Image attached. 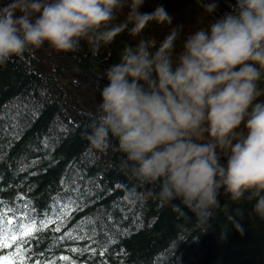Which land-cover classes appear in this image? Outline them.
<instances>
[{
  "label": "clouds",
  "instance_id": "obj_1",
  "mask_svg": "<svg viewBox=\"0 0 264 264\" xmlns=\"http://www.w3.org/2000/svg\"><path fill=\"white\" fill-rule=\"evenodd\" d=\"M144 4L7 0L0 6V65L46 44L68 53L86 42L95 54L125 31L140 36L149 22L173 25L163 4L150 12L141 11ZM229 7L217 18L215 0L204 3L214 22L186 34L179 50L180 24L161 41L125 44L106 69L83 134L90 150L120 153L124 174L151 186L148 197L174 209L183 205L197 225L221 207V194L232 203L255 201L252 211L264 219V0ZM124 8V20L113 23ZM234 226L243 234L242 225Z\"/></svg>",
  "mask_w": 264,
  "mask_h": 264
},
{
  "label": "trees",
  "instance_id": "obj_2",
  "mask_svg": "<svg viewBox=\"0 0 264 264\" xmlns=\"http://www.w3.org/2000/svg\"><path fill=\"white\" fill-rule=\"evenodd\" d=\"M206 2L145 0L141 11L150 12L163 4L175 16L173 25L149 22L140 36L133 38L125 31L95 54L86 42L68 53H57L46 44L0 65V115L4 117L0 120L4 129L0 132L4 145L0 199L6 207L14 201L17 208H23L17 199L22 194L30 211L33 207L55 209L60 202L70 210L62 223L49 225L38 241L24 242L28 264L37 259L65 264L57 259L60 256H69L76 264H101L102 260L106 264H264V219L253 213L255 201L232 203L221 194V207L207 224L197 225L194 214L183 205L174 209L148 197L151 186L124 174L120 153L94 152L83 138L107 83L106 69L119 61L124 45L134 46L142 37L161 41L171 27L180 24L184 32L176 42L179 50L186 34L214 22L215 17L203 10ZM215 2L214 15L219 18L235 0ZM4 3L7 0H0V6ZM127 11L118 12L113 23L123 21ZM71 182L80 191L69 201L66 192ZM105 213L112 222L100 220L104 227L98 238L110 241L105 245L106 255L70 252L73 247L84 249L91 241L61 239L64 233L75 236L80 227L87 231L89 221ZM237 223L243 226V234L236 230ZM57 227L60 232L55 231ZM14 249H3V253Z\"/></svg>",
  "mask_w": 264,
  "mask_h": 264
},
{
  "label": "snow or ice",
  "instance_id": "obj_3",
  "mask_svg": "<svg viewBox=\"0 0 264 264\" xmlns=\"http://www.w3.org/2000/svg\"><path fill=\"white\" fill-rule=\"evenodd\" d=\"M3 119L4 117L0 115V120ZM9 119L11 120L12 118L10 117ZM3 130V128H0V132ZM3 155L4 145L0 144V157ZM63 184L64 182L62 181V185ZM79 191L80 189L75 187V182H71L66 192V198L71 201L73 199V194ZM17 199L23 202V208H17L14 201L9 202V206L6 207L4 201L0 199V264H28V257L25 255L23 247L24 242L33 239L38 241L41 234L49 228V225L62 223L65 216L70 215L69 208L61 206L62 202L58 203L55 209L50 206L47 210H35L33 207L30 211L29 205L22 194ZM53 212H55V216H51ZM33 213L37 214L34 215ZM100 220H105V223L109 224L112 222V217L105 213L103 216H100L99 219L95 217L92 218L89 221L88 230L85 231L83 227H80L77 229L75 236H73V233L70 231L65 232L64 237L61 239L68 238L79 240L87 238L91 241L84 249L73 247L68 250L70 252L80 253L90 251L93 255H96L98 252L100 257H104L107 252V247L105 245L110 243V241L106 239L102 242L98 238L101 229L104 227L100 225ZM55 231L60 232L61 229L57 227ZM92 244L97 245V247H92ZM14 246V251L7 255L3 253V249L13 248ZM57 259L65 262V264H76L69 256H60ZM35 264H57V261L51 259H37L35 260ZM101 264H106V261L102 260Z\"/></svg>",
  "mask_w": 264,
  "mask_h": 264
}]
</instances>
